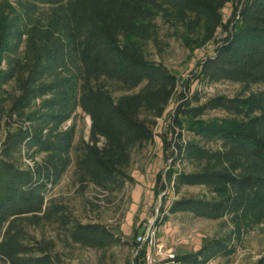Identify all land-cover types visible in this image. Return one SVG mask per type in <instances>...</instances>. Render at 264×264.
<instances>
[{
  "label": "trees",
  "instance_id": "16d2710c",
  "mask_svg": "<svg viewBox=\"0 0 264 264\" xmlns=\"http://www.w3.org/2000/svg\"><path fill=\"white\" fill-rule=\"evenodd\" d=\"M160 13L181 28L187 47L215 44L193 81L264 84V0H0V121L7 124L0 148V264H65L57 239L32 230L55 223L67 233L62 242L96 249L121 243L105 224L82 222L47 194L73 161L83 186L115 192L134 182L133 153L156 141L158 120L175 96L170 130L159 134L173 161L158 172L155 192L167 183L176 194L203 187L206 195L176 198L167 211L228 218L233 225L176 262L229 257L244 230L264 221V88L204 99L186 80L178 92L177 75L145 51L158 40ZM78 109L91 126L89 139L74 143L75 123L65 124ZM211 111L223 114L206 117ZM178 162L192 169L175 168ZM145 253L138 248L135 264H146ZM256 264H264V255Z\"/></svg>",
  "mask_w": 264,
  "mask_h": 264
},
{
  "label": "rangeland",
  "instance_id": "374dc122",
  "mask_svg": "<svg viewBox=\"0 0 264 264\" xmlns=\"http://www.w3.org/2000/svg\"><path fill=\"white\" fill-rule=\"evenodd\" d=\"M232 5L224 9L225 18L231 14ZM154 22L158 31V40L146 44L147 55L165 64L179 79L178 92L183 90L186 80L192 81L191 91L199 89L204 99L215 95L246 96L253 91L264 88V84H243L240 82L220 81L204 84L193 81V71L197 70L198 62L213 54L214 42L199 48H189L181 37V28L173 25L162 13ZM178 104V96L171 101L166 113L158 120L156 141L142 149H136L128 172L134 182L126 183L121 191H101L93 184L81 185L75 179V162L71 164L62 180L47 194V199L66 205L68 211L84 223L100 222L121 236L122 242L104 249L85 247L80 244L62 242L67 237L64 228L58 224L34 227L38 236L57 239V250L65 264H135L139 246L135 239L145 236L151 227L156 229L157 240L176 255L197 251L207 238L221 237L233 230L228 218L206 219L196 217L188 212L170 214L167 207L176 198L182 196H204L207 191L199 186H184L181 193L176 194L168 183L166 189L155 192L158 172L171 167L172 159L164 156V146L159 134L169 131L172 114ZM223 112L211 111L207 116H219ZM75 123L74 143L81 138L89 139L91 119L78 109L73 120L65 125ZM7 130V124L0 121V143ZM179 130H177L178 132ZM170 132L168 139L175 142ZM189 138L188 132H183ZM75 156V152L72 153ZM40 160V156L36 158ZM30 165L31 159H26ZM178 169L190 171L189 163H179ZM163 209L165 211L163 212ZM168 216L166 221H162ZM158 221H162L157 225ZM59 238V239H58ZM264 255V221L253 222L245 230L237 251L229 257H218L207 264H256Z\"/></svg>",
  "mask_w": 264,
  "mask_h": 264
},
{
  "label": "built area",
  "instance_id": "2783aa9c",
  "mask_svg": "<svg viewBox=\"0 0 264 264\" xmlns=\"http://www.w3.org/2000/svg\"><path fill=\"white\" fill-rule=\"evenodd\" d=\"M138 241L140 247H146V264H178L176 262L177 255L157 240L155 228L150 227L145 236L138 237Z\"/></svg>",
  "mask_w": 264,
  "mask_h": 264
}]
</instances>
